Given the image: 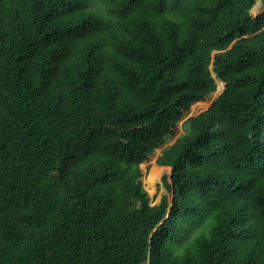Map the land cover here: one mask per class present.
Returning <instances> with one entry per match:
<instances>
[{
    "label": "trees",
    "instance_id": "16d2710c",
    "mask_svg": "<svg viewBox=\"0 0 264 264\" xmlns=\"http://www.w3.org/2000/svg\"><path fill=\"white\" fill-rule=\"evenodd\" d=\"M258 1L0 0V264H264Z\"/></svg>",
    "mask_w": 264,
    "mask_h": 264
},
{
    "label": "rangeland",
    "instance_id": "374dc122",
    "mask_svg": "<svg viewBox=\"0 0 264 264\" xmlns=\"http://www.w3.org/2000/svg\"><path fill=\"white\" fill-rule=\"evenodd\" d=\"M255 7H257L256 10H255ZM255 7L251 11L252 17H258L264 13V5H262L259 1L256 3ZM218 82H217V88H218ZM215 99L213 95H211L210 98L204 102L205 103L204 105L196 108L193 111L191 107L190 112L185 114L184 118L178 124V128H177L178 130L175 133V136L173 137V139L169 140L167 144L174 141L181 134H183V124H184L183 122L187 118L194 117L200 114L201 112L207 110L214 103ZM160 150H158L150 160L146 161L141 166L142 173H143V179H142L143 187H144V190L147 192V194L151 197L153 205H155L158 202L159 195L163 191V189L159 186L161 185L162 176L164 174L170 173V169L161 168V167L156 166V160H157L156 158Z\"/></svg>",
    "mask_w": 264,
    "mask_h": 264
},
{
    "label": "water",
    "instance_id": "95a60500",
    "mask_svg": "<svg viewBox=\"0 0 264 264\" xmlns=\"http://www.w3.org/2000/svg\"><path fill=\"white\" fill-rule=\"evenodd\" d=\"M254 18V17H253ZM223 86H222V88H221V90L220 91H218V88H217V91L215 92V94L217 93V96H216V98L218 97V95L221 93V91H222V89H223V87H224V84H222ZM216 100V99H215ZM191 117H189V118H187L184 122H186L188 119H190ZM183 122V123H184ZM179 138V137H178ZM177 138V139H178ZM177 139H175L174 141H172V142H170V143H168V144H166L163 148H161V150L158 152V154H157V158L156 159H158V157L161 155V153H162V151L163 150H165L166 148H168L169 146H172L173 144H174V142L177 140Z\"/></svg>",
    "mask_w": 264,
    "mask_h": 264
}]
</instances>
